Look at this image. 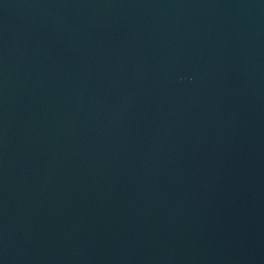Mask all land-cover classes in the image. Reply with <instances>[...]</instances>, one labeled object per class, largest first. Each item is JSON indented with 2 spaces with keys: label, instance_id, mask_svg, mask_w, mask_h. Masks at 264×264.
Masks as SVG:
<instances>
[{
  "label": "water",
  "instance_id": "95a60500",
  "mask_svg": "<svg viewBox=\"0 0 264 264\" xmlns=\"http://www.w3.org/2000/svg\"><path fill=\"white\" fill-rule=\"evenodd\" d=\"M0 264H264V0H0Z\"/></svg>",
  "mask_w": 264,
  "mask_h": 264
}]
</instances>
